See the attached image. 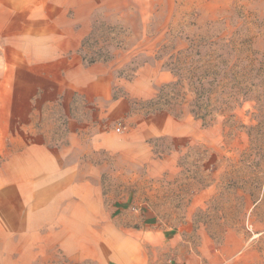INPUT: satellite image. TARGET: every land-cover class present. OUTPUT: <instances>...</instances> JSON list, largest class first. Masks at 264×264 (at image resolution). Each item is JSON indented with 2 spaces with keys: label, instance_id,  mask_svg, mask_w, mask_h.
<instances>
[{
  "label": "rangeland",
  "instance_id": "1",
  "mask_svg": "<svg viewBox=\"0 0 264 264\" xmlns=\"http://www.w3.org/2000/svg\"><path fill=\"white\" fill-rule=\"evenodd\" d=\"M104 1L82 53L111 65L113 97L128 111L118 117L111 103L75 101L69 117L57 101L30 125L59 147L63 169L97 185L111 214L138 229V255L149 264H264V101L258 110L247 100L207 126L187 106L174 114L150 106L175 80L157 58L163 46L178 51L204 31H238L264 54V0ZM105 130L118 149L90 148ZM9 152L0 149V168Z\"/></svg>",
  "mask_w": 264,
  "mask_h": 264
},
{
  "label": "crops",
  "instance_id": "2",
  "mask_svg": "<svg viewBox=\"0 0 264 264\" xmlns=\"http://www.w3.org/2000/svg\"><path fill=\"white\" fill-rule=\"evenodd\" d=\"M104 2L0 0V149L10 150L0 168V264H149L138 229L111 214L97 185L63 169L59 147L30 125L57 101L68 116L75 101L128 111L113 97L111 65L82 53ZM115 137L99 131L90 148L115 151ZM146 217L144 229L154 222Z\"/></svg>",
  "mask_w": 264,
  "mask_h": 264
},
{
  "label": "trees",
  "instance_id": "3",
  "mask_svg": "<svg viewBox=\"0 0 264 264\" xmlns=\"http://www.w3.org/2000/svg\"><path fill=\"white\" fill-rule=\"evenodd\" d=\"M186 41L184 49L167 50L163 46L158 51L157 58L163 60V68L175 80L157 89L150 101L152 108L174 114L173 106H187L189 113L206 126L250 99L260 109L264 101V54L253 50L250 40L238 31L229 34L222 30L216 34L204 31Z\"/></svg>",
  "mask_w": 264,
  "mask_h": 264
}]
</instances>
